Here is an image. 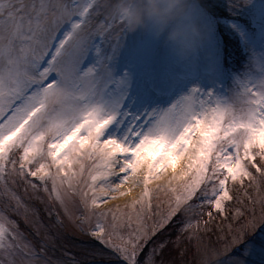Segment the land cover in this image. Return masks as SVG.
I'll use <instances>...</instances> for the list:
<instances>
[{
	"label": "snow or ice",
	"instance_id": "obj_1",
	"mask_svg": "<svg viewBox=\"0 0 264 264\" xmlns=\"http://www.w3.org/2000/svg\"><path fill=\"white\" fill-rule=\"evenodd\" d=\"M111 3L0 0V264H264V0H193L187 57Z\"/></svg>",
	"mask_w": 264,
	"mask_h": 264
},
{
	"label": "rangeland",
	"instance_id": "obj_2",
	"mask_svg": "<svg viewBox=\"0 0 264 264\" xmlns=\"http://www.w3.org/2000/svg\"><path fill=\"white\" fill-rule=\"evenodd\" d=\"M193 0H112L110 11L111 13L125 25L131 27L134 30L146 33L152 36L154 39L162 41L163 44L171 49L179 57H187L194 52L188 48V46L179 40L178 35L181 33L184 23V18L190 12V17L195 21V25L190 26L192 33L197 41L201 40V30L196 28V24L199 25L195 19L192 9ZM149 185V189L152 193L153 206H160L161 209H165L170 200V194L168 193V181L167 182H155ZM162 189V190H158ZM20 194L23 196V189H20ZM29 192L28 196H31ZM39 195L44 199L45 203L40 204L36 200H30L25 197V202L34 207L39 217L47 223V215L45 208H52L53 204L47 200V197L43 193ZM142 195V190L138 195L129 201L115 202L114 204L104 205L100 210L112 209L113 211L119 209L120 212L125 214L132 211L131 205ZM3 204H0V208ZM139 206H137L138 208ZM22 212V210H21ZM11 219L17 220L20 224L21 230L25 233L31 231L30 228L25 226L22 216H17L11 209L7 213ZM29 219L36 220L35 216L30 215ZM220 221L214 222L219 224ZM134 226V225H133ZM203 227V225H202ZM205 240L208 239V235L201 233ZM210 235V234H209ZM69 239L76 242H86L85 237H82L79 233L70 232L68 234ZM212 239H215L213 236ZM195 241L189 245V251L186 257L187 264H196L195 262ZM69 252L75 253L78 257L82 255L76 248L69 245ZM57 256H61L58 251Z\"/></svg>",
	"mask_w": 264,
	"mask_h": 264
},
{
	"label": "bare ground",
	"instance_id": "obj_3",
	"mask_svg": "<svg viewBox=\"0 0 264 264\" xmlns=\"http://www.w3.org/2000/svg\"><path fill=\"white\" fill-rule=\"evenodd\" d=\"M184 22L185 23L183 25L181 33L178 35V38L179 40L184 42L188 46V48H190L193 52H195L200 42L197 41L198 39L195 38L194 34L191 31L190 26H192L193 24L195 25V21L191 19L190 12H188L187 16L184 18ZM198 27L199 25L196 24L197 29H199ZM178 170H179V166H178ZM170 177H171V173L169 172L161 176L155 182H167L170 179ZM152 183H154V181ZM129 187L130 185H125L124 188L121 189V191L127 192ZM141 190L142 187H135L132 189L131 195L119 196V194H117V199L110 201V203L107 205L114 204L115 202L133 200L138 195V193L141 192Z\"/></svg>",
	"mask_w": 264,
	"mask_h": 264
}]
</instances>
